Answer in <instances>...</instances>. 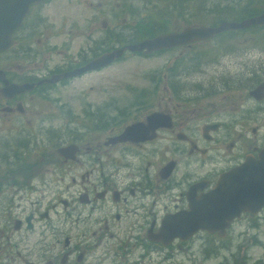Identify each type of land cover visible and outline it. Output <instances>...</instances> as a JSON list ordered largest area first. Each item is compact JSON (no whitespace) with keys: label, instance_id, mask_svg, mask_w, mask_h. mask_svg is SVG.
I'll return each instance as SVG.
<instances>
[{"label":"flooded vegetation","instance_id":"flooded-vegetation-1","mask_svg":"<svg viewBox=\"0 0 264 264\" xmlns=\"http://www.w3.org/2000/svg\"><path fill=\"white\" fill-rule=\"evenodd\" d=\"M48 1L42 0L30 6L21 25L11 36L21 31L22 34L27 28V20L30 21L31 17L35 16L32 8L37 6L39 10ZM166 1L162 0L163 6L173 1L174 6L176 3L179 6L182 3L190 4L192 10L200 11L220 7L225 11L230 8V4L240 7L235 0ZM240 1L244 4L241 10L264 9L262 0ZM87 4L94 9L88 19L94 21L97 15L104 16L109 12L108 6L115 8V13L119 8L120 14L127 15L130 13L132 0H94L92 3L87 1ZM125 17L121 18L124 22ZM229 18L230 15L223 12L221 17L217 16L216 25L232 20ZM108 23L102 21L104 27ZM87 24L88 20L84 25ZM105 31V37L116 35L110 27L105 28ZM156 34L160 33L151 32L143 39ZM234 39L233 34L219 33L207 39L173 47L172 49L184 46L192 48L200 42L208 43L207 48L196 47L195 51H188L190 57L178 56L185 57L187 64H183V67L174 66L177 72L173 79L169 78L173 88L169 85L170 82H165L179 98H186L183 96L185 92L180 91L178 83L175 82L186 75L203 76L207 69H211V73L206 76L207 81L194 82L191 87L189 86L191 91L188 92L187 100L195 105L216 95L226 97L234 96L236 93L234 98L225 99V103L228 101L232 103L229 106L212 105L208 107L210 110L201 113L194 110L188 112V109H184L187 108L185 106L187 104L184 103L187 100L183 99L181 102L177 98L176 101H180L177 103L180 107L179 112L185 116L175 114L171 116L169 109L166 111L165 108L144 111L136 101V104L128 107L130 109L124 114L130 121L121 122L119 126L116 124L117 130L109 131L102 143L105 147H101L97 141L84 139L75 131L73 133L69 124L73 121L80 125L82 123L73 117L65 118L60 129H54L51 125L44 126L43 119L37 121L39 124L36 120L25 118L22 123L19 122L16 129H13V136L19 139L20 158L25 155V148L37 153L40 149L47 150L53 147L56 155L51 160L42 157L38 163L29 162L30 171L25 174L23 182L21 177L0 181V200L5 203L0 205V264H162L171 257L172 250L180 249L182 243H191L196 235L207 233L213 239L227 240L233 230H238L237 227H240L238 233L242 236H239L240 245L246 247L252 242H257L258 237L255 233L258 230L255 227L259 226L264 217L262 215L264 204L254 214L241 211L222 231L216 229L209 232L197 231L185 239L174 237L165 245L148 238L150 234L155 233L165 213H176L187 208V193L191 186L195 187L194 196L207 192L214 187L220 174L242 164L246 156L257 158L264 147V142L260 141V138L264 137H260L259 132L264 113V91L259 97L251 95V92L264 81V66L260 64L259 55L252 66H244L238 73H231L225 70V67L224 71H220L218 64L210 61L208 65L205 60L236 57L242 54L247 56V53L255 56L256 53L262 52L257 47L254 50L249 49L254 48L253 45H247L248 48L245 49ZM223 47H226V50L221 51ZM9 51L16 52L18 57L23 53L17 49L4 50L0 54H7ZM93 55L91 52L90 56ZM84 62L70 69L79 67ZM213 62L218 63V60ZM8 67H0L8 82H35L46 78L26 79L23 78L24 74L21 76V70L14 73L10 66ZM14 67L17 69L19 66ZM42 83L53 82L42 81L37 85ZM30 91L11 98H5L0 94L2 102L0 108L9 113L14 109L12 106H16V111L20 112L18 115H21L25 110L19 99ZM200 98L202 99L198 100ZM153 112L164 117L150 128L145 118ZM100 116L92 114L89 120L93 123L98 121ZM32 119H36V116ZM249 121L255 124L249 125ZM137 122L147 126L140 135L145 137L143 140H113L125 126ZM23 138L26 140L23 141ZM79 143L83 145L79 146ZM65 146H69V150H65L64 155H61L58 148ZM191 169L201 171L195 174L196 171ZM39 175L43 182L52 179L62 185H58L53 193H40L39 197L35 187V180ZM177 177H181L182 180L177 181ZM159 186L164 187L159 194H150L153 193L150 191L152 187L158 189ZM172 188L176 189L177 193L169 195L168 191ZM157 195L166 198V202L172 206L170 208L163 206L162 210L152 211L158 204ZM43 198H48L49 203L40 209V201ZM30 234L37 235L32 247L26 244ZM20 247L22 249L24 247L26 253L21 254ZM135 249L142 252L136 254ZM173 264L179 263L175 261Z\"/></svg>","mask_w":264,"mask_h":264},{"label":"rangeland","instance_id":"rangeland-1","mask_svg":"<svg viewBox=\"0 0 264 264\" xmlns=\"http://www.w3.org/2000/svg\"><path fill=\"white\" fill-rule=\"evenodd\" d=\"M87 1L94 2V0H49L39 10L37 6L33 7L31 11L35 16L32 15L30 21L27 20L26 30L22 34L21 31L12 36L14 43L12 44V51L18 49L23 53L18 54L19 57L16 56V52L11 53V51L7 54H0V67L9 68L8 66H10L14 73L21 70V76L24 74L23 78L26 79L37 80L42 77L49 79L65 69L78 66L95 54L124 46L127 43H135L146 36L148 37L151 32L178 31L182 27H194L202 24L215 26L218 22L216 21L217 16L221 17L223 12L230 17H237L243 11L250 15L254 14L255 11L264 10L256 8L241 10L244 4L240 3V0L234 1L239 3L238 6L240 7L230 4V8L225 11L221 7L212 10H192L190 4L182 3L179 6L176 3L174 6L172 5L173 1L169 2V5L163 6L162 0H132L130 13L127 15L120 14L119 8L115 13V8L112 9L108 6L109 12L106 15L99 14L94 21H89L88 18L93 14L94 9L88 6ZM262 4L264 5V0H262ZM114 16L115 18H113ZM124 16H126L125 22L121 20ZM87 20L88 27L84 25ZM102 21L110 23L104 27ZM123 22L124 24H122ZM107 27L116 33L114 37L111 35L104 36ZM233 35L235 36L234 40L243 48L247 49V45H253L254 48L249 49L254 50L257 47L262 52L256 53L255 56L247 53V56L242 54L236 57L208 58V60L205 59L207 64L209 65L211 61L213 64H218L220 71H224L225 67V70L231 73H238L239 70L244 69V66H252L259 55L260 64L264 66V27H252L250 30L239 31ZM196 47L207 48L208 43L200 42L193 45L192 48L184 46L152 53L125 52L108 66L86 71L84 74L72 78L35 86L19 99L25 110L23 113L21 112V115H18L20 112L16 111V106H12L14 109L9 113L1 107L0 181L21 177L23 182L25 174L30 171L29 162L38 163L42 157L46 160L55 158L56 152L53 147L47 150L40 149L37 153L25 148L24 158L19 157L21 147L18 144L19 139L13 136V129H16L20 124L19 122L22 123L24 118L36 120L37 124H39L38 120L43 119L44 126L51 125L54 129H60L65 118L79 119L82 121L81 125L76 121L69 124L73 129L72 132L75 131L84 139L97 141L101 147H105L102 143L106 140L109 131L113 130L114 132L121 122L130 121L124 114L130 109L128 107L136 104V101L139 106L144 108V111L146 109L160 110L165 108L166 111L169 109L171 116L174 114L185 116L179 112L180 107L177 103L183 102V99L187 100L188 92L191 91L190 87L194 82L207 81L206 76L211 69H207L203 76L186 75L175 82L178 83L179 90L185 92L183 96L186 98H179L165 82H168L170 77L173 79L177 72L176 68L169 66L170 62L176 56L190 57L187 52L195 51ZM235 48L238 49L239 47ZM224 50L226 47L221 48V51ZM91 52L94 53L93 56H90ZM215 60H218V63H214ZM15 65L16 68L19 67L15 69ZM167 88L168 91H166ZM235 95L236 93L234 96L227 95L228 97L216 95L210 97V100H202L195 105L187 100L184 101L187 104L185 105L187 108L184 109H188V112L194 110V112L199 111L201 113L210 110L208 107L212 105L215 107L219 104L229 106L232 103L229 101L225 103V99L234 98ZM177 98H179V102L176 101ZM0 106H2V102H0ZM243 106L247 107V105ZM92 114L101 116L98 121L92 123L89 120ZM35 116L36 119H32ZM261 123L260 137H264V113ZM116 124L118 126H115ZM248 124L254 125L255 123L251 124L249 121ZM62 134H64L63 129ZM24 140L26 138H23ZM260 141L263 143L264 139L260 138ZM82 145L79 143V146ZM59 148L69 150V146ZM23 150L24 148L22 152ZM191 171H196L195 174H197L201 170L191 169ZM41 175L35 180L38 196L40 193H53L58 185H62L52 179L43 182ZM181 180V177H177V181ZM163 188V186H159L158 189L152 187L150 191L153 193L150 194H159ZM170 193H177V190L172 188L168 191L169 195ZM157 196L158 204L152 211L162 210L163 206L166 208L172 206L171 203L166 202V198ZM150 199H152V195ZM48 203L49 199L43 198L39 208H43ZM2 204L5 203L0 200V205ZM262 215L264 216V211ZM237 228L238 230H233L232 234H229L227 240L213 239L207 233L196 235L191 243H182L180 249L172 250L171 257L162 264H173L175 261L179 264H264V217L259 226L255 227L258 230L255 233L258 237L257 242H252L246 247L240 245L239 236L241 235L238 233L240 227ZM36 236V234H30L26 244L32 247ZM23 249L25 248L23 247ZM23 249L20 247L21 254L26 253ZM135 250L136 254L142 252L140 249Z\"/></svg>","mask_w":264,"mask_h":264},{"label":"water","instance_id":"water-1","mask_svg":"<svg viewBox=\"0 0 264 264\" xmlns=\"http://www.w3.org/2000/svg\"><path fill=\"white\" fill-rule=\"evenodd\" d=\"M40 1L42 0H0V51L11 45V33L21 24L29 6ZM256 24L264 25V11L241 21H227L217 26H186L179 31L156 34L135 43L104 51L79 67L36 82H8L0 70V94L5 98H11L31 90L34 85L42 81L54 82L107 66L119 58L124 51L150 53L193 40L209 38L223 30ZM263 91L264 81L251 92V95L259 97ZM161 117L164 116L156 112L148 114L145 118L147 126L153 128ZM147 126L138 122L127 125L113 140H143L145 137L140 135ZM64 151V148H58L61 155H64ZM189 189L187 208L176 213H165L155 233L148 236L151 241L165 245L174 237L185 239L198 230L222 231L241 211L255 213L264 204V147L257 158L246 156L242 164L220 174L214 187L207 192L194 196L195 187L191 186Z\"/></svg>","mask_w":264,"mask_h":264},{"label":"trees","instance_id":"trees-1","mask_svg":"<svg viewBox=\"0 0 264 264\" xmlns=\"http://www.w3.org/2000/svg\"><path fill=\"white\" fill-rule=\"evenodd\" d=\"M257 12H260V11H255V13H257ZM247 16H249V14H245V12L243 11V13H241L239 16H237L236 18H233V17H231V18H229V19H232V20H239V19H241V18H245V17H247ZM256 28H258V27H256ZM183 64H187V60L185 59V57H177L176 59H174L173 60V62L170 64V67L171 68H175L174 66H177V67H183ZM168 82H170L169 83V85L171 86V88H173V86H172V82H171V80H169Z\"/></svg>","mask_w":264,"mask_h":264},{"label":"bare ground","instance_id":"bare-ground-1","mask_svg":"<svg viewBox=\"0 0 264 264\" xmlns=\"http://www.w3.org/2000/svg\"><path fill=\"white\" fill-rule=\"evenodd\" d=\"M97 55H98V54H97ZM97 55H96V56H97Z\"/></svg>","mask_w":264,"mask_h":264}]
</instances>
